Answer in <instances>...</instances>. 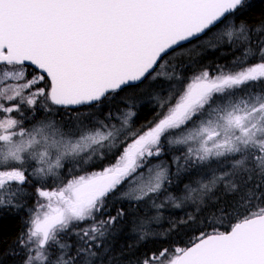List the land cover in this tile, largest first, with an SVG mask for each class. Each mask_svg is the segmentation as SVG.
<instances>
[{
  "label": "snow or ice",
  "instance_id": "obj_1",
  "mask_svg": "<svg viewBox=\"0 0 264 264\" xmlns=\"http://www.w3.org/2000/svg\"><path fill=\"white\" fill-rule=\"evenodd\" d=\"M188 201L176 246L132 251L130 207ZM21 212L0 264H264V0H0V223Z\"/></svg>",
  "mask_w": 264,
  "mask_h": 264
},
{
  "label": "trees",
  "instance_id": "obj_2",
  "mask_svg": "<svg viewBox=\"0 0 264 264\" xmlns=\"http://www.w3.org/2000/svg\"><path fill=\"white\" fill-rule=\"evenodd\" d=\"M253 18H256L259 15V12L253 13ZM207 39V38H206ZM215 43V39L212 41ZM222 53L227 54V51L225 48H222L221 51L216 52L215 56L209 55L208 58L205 60V63H207L209 60H216L221 57ZM228 59L230 60L231 57L228 56ZM219 62L224 63L225 61L223 59H220ZM119 106V105H118ZM151 107V105L149 106ZM153 111H148L141 109L139 110V114L137 117L133 118L132 121V127L138 128L141 124H143L145 121L149 120L153 116ZM98 117H103V115H99ZM164 159V157H163ZM166 161L170 162V157L167 156ZM173 171L175 169L173 168ZM199 177L196 174H193L192 176H186L183 177L182 180L187 181H195ZM183 184V181H181ZM193 187H196L195 183H193ZM179 188L175 187V185L169 189L173 193V195L179 197L181 195H184L183 192H179ZM224 191V185L219 184L217 188H215L212 193L209 194L208 197L205 198L204 204H200L199 207L203 209V212L201 216L198 219H203L206 216H211L212 214V203L215 202L216 198L221 196ZM166 194V193H165ZM163 195H161L159 198H162ZM158 198V199H159ZM197 203H193V205L185 207L181 209H177L171 205L165 206V208L162 210L161 213H157L155 209L149 208L147 205H141V208L139 212H137L136 208L134 206L129 208V205H125L126 208H129V210L133 213H136V215L143 219L145 221V227L144 231H147L150 233V238L144 242H139L138 247H134L132 251H135L137 255H142L144 253H147L149 251H156L163 247H173L177 244V235L176 233L168 232L171 223L174 220H178L180 218L185 217L186 214H192L195 212L197 208ZM159 217V218H157ZM24 219V213L21 212L19 216H17L15 219L8 218L5 219L2 223H0V244H3L4 247H7L11 244V242L16 238V236L21 231V225L22 221ZM132 219V217H129V221ZM139 222V221H138ZM168 233L167 236H165V233ZM189 235H184L183 231L180 233V242L179 246H185L186 242L189 239ZM137 236L136 233L133 232V225L128 222L123 226V234L117 239L116 241V248L114 250V255H118L121 252V249H123L125 252L128 251L129 245H137ZM20 258L16 257L15 261L9 260L8 264H19Z\"/></svg>",
  "mask_w": 264,
  "mask_h": 264
},
{
  "label": "rangeland",
  "instance_id": "obj_3",
  "mask_svg": "<svg viewBox=\"0 0 264 264\" xmlns=\"http://www.w3.org/2000/svg\"><path fill=\"white\" fill-rule=\"evenodd\" d=\"M118 107L123 108L124 106H123V105H119ZM98 118H99V119H103V117H101V118L98 117ZM112 123H115V124L117 125V127H120V123H121V122H120V121H116V120H114V121H112ZM121 138H122V137H121ZM161 159H162V160H165V161L168 160V159H167V156H165L164 159H163V157H162ZM154 163H155V161H154ZM213 167H215V165H213ZM198 179H199V178H198ZM182 181H183V184L180 183V189H183L184 184H187V183L192 182V180L189 181V179H187V181H184V179H183ZM221 184H223V183H221ZM195 185H196V184H195ZM192 187H193V183H192ZM196 187H197V185H196ZM213 190H214V189H213ZM213 190H212V191H213ZM179 192L181 193L182 191L180 190ZM166 195H167V193L164 194V195L162 196V198L156 199L155 202H156L157 204H159L161 201L164 200V198H165ZM178 202H179V201H178ZM149 203H150V202H149ZM167 205H171V206H173V204L170 203V202L167 203L166 206H167ZM186 205L191 206V205H193V202H192V201H188V202H186V203L183 204V207H185ZM173 207H174V206H173ZM183 207H182V208H183ZM181 210H182V209H181Z\"/></svg>",
  "mask_w": 264,
  "mask_h": 264
},
{
  "label": "flooded vegetation",
  "instance_id": "obj_4",
  "mask_svg": "<svg viewBox=\"0 0 264 264\" xmlns=\"http://www.w3.org/2000/svg\"><path fill=\"white\" fill-rule=\"evenodd\" d=\"M19 258V257H18Z\"/></svg>",
  "mask_w": 264,
  "mask_h": 264
}]
</instances>
